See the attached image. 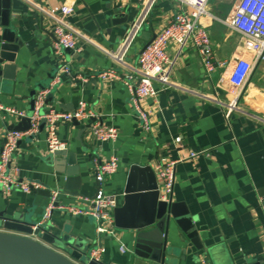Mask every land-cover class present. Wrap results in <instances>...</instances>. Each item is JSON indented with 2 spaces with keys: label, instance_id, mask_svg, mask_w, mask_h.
I'll use <instances>...</instances> for the list:
<instances>
[{
  "label": "crops",
  "instance_id": "obj_1",
  "mask_svg": "<svg viewBox=\"0 0 264 264\" xmlns=\"http://www.w3.org/2000/svg\"><path fill=\"white\" fill-rule=\"evenodd\" d=\"M209 2V16L201 22L212 40L215 58L226 67L210 79L193 47L180 50L171 46L167 51L169 88L161 90L155 100L140 104L139 111L148 117L144 127L128 88L132 82L124 77L137 70L139 52L170 23L173 0H6L9 26L24 45L15 57L14 79L3 81L0 88V105L26 114L31 93L36 96L38 85L59 64L51 84L58 89L45 107L63 112L60 106H64L73 111L84 102L87 112L116 131L115 141L100 144L88 136L89 125L84 122L58 127L56 135L65 144L64 150L86 165L83 183L70 185L64 207L83 208L79 199L95 195V162L118 160L117 173L103 187L118 197L120 208L130 166L149 167L155 173L160 164L205 151L194 162L176 165L172 203L188 211L203 245V250L196 251L180 229L172 227L168 245L178 252L176 264L200 260L207 264H264V197L259 195L264 190V59L239 92L234 68L254 57L244 39L224 23L232 11L231 0ZM64 7L69 8L64 22L77 35L80 52L64 50L57 56L49 14L60 17ZM63 65L70 72L57 83L54 80ZM107 69H115L128 86L124 81L108 83L96 77ZM20 123L0 118V153L3 135ZM44 129L33 140L27 137L19 143L12 166L19 169L21 179L63 193L66 176L56 164L62 159L50 156ZM75 192L79 196H73ZM47 203L33 192L26 195L13 190L5 196L0 189V215L6 217L29 211L43 218ZM51 219L57 227L102 248L103 264H146L133 257L134 233L129 230L114 227V234L100 236L92 218L69 210L55 211ZM0 233L11 234L1 226ZM194 256L197 260L193 261ZM0 264L33 263L0 255Z\"/></svg>",
  "mask_w": 264,
  "mask_h": 264
},
{
  "label": "built area",
  "instance_id": "obj_2",
  "mask_svg": "<svg viewBox=\"0 0 264 264\" xmlns=\"http://www.w3.org/2000/svg\"><path fill=\"white\" fill-rule=\"evenodd\" d=\"M172 1V0H171ZM210 0H173L175 9L173 10L170 23L160 32L155 34L152 42L143 47L139 52L137 60V70L130 76L124 77L129 82L128 86L125 79H122L115 69H107L99 72L97 78L103 82L115 83L124 81L134 97V110L139 114L144 127L148 123V117L139 111L142 102L153 99L164 89L169 88L167 76L171 67L167 57L168 49L177 45L180 50L193 47L201 58L202 66L206 77L211 76L218 70L226 67V64L217 61L214 54L212 40L209 38L208 31L202 25V18L209 16L207 9ZM69 12L68 7L62 9L60 17L52 16L49 18L54 22L51 27L53 37V50L55 55L60 56L62 51L79 53V40L77 35L64 22V17ZM224 23L231 28L242 39H244L248 51L254 57L252 62L240 61L234 68V81L238 85V91L241 92L248 83L250 75L258 62L264 59V0H235L228 20ZM135 27V25H134ZM68 66L63 65L58 71L54 81L60 82L62 75L69 74ZM137 87L135 88L136 84ZM156 85L161 86L158 90ZM135 91L133 92V89ZM48 90L37 93L34 97V111L30 118V128L22 133L8 131L3 135V145L0 153V189L5 196H9L13 190L23 194H30L33 190L40 187L32 182L21 179V174L16 166H12L14 154L17 151L19 143L29 136H35L39 132L40 125L45 123L47 151L53 154L55 151H62L65 144H62L56 135L57 129L63 124L73 122L88 124V136L97 143L115 141L118 137L116 131L85 109L84 102H81L71 111H58L53 108H46L45 101ZM236 108L234 107L233 110ZM25 114L18 112L10 107L0 105V118L22 120ZM205 151L190 153L185 158L176 162H167L154 168L157 179V190L159 198L165 203L172 202L173 185L175 181L176 165L181 162H194L199 157L205 156ZM118 160L115 157L109 158L102 163L94 164V181L97 185L96 193L93 197H84L79 199V204L83 206L59 205L56 209L53 206L59 196L58 191H51L52 197L46 206L45 221L51 216L54 210L66 212L71 211L73 215L88 216L93 219L97 233L112 235L114 228V212L118 207V197L109 193L103 187V183L110 176L117 173ZM121 251H125L122 248ZM102 248L93 249L89 258L100 262ZM200 264H207L204 260Z\"/></svg>",
  "mask_w": 264,
  "mask_h": 264
},
{
  "label": "water",
  "instance_id": "obj_3",
  "mask_svg": "<svg viewBox=\"0 0 264 264\" xmlns=\"http://www.w3.org/2000/svg\"><path fill=\"white\" fill-rule=\"evenodd\" d=\"M7 9L6 0H0V88L3 81L14 79L15 57L24 45L18 40L16 31L9 26V19L4 13ZM154 36L145 46L152 42ZM58 69L59 64L49 74L46 82L38 85V93L49 89L45 104L53 101V94L58 89V85L51 87ZM34 96L35 92H32L25 118L20 124L12 126L10 131L24 133L30 128L29 117L34 111ZM60 108L71 112L69 107L60 106ZM44 127L45 123H42L39 132ZM34 138V136L28 137L30 140ZM50 156L62 159L56 164L59 172L66 176L63 193L59 192L53 205L56 209L59 205H63L65 196L71 194L70 185L75 184L80 187L83 183V171L86 165L85 162L78 161L76 154L67 153L66 150L55 151ZM89 162L88 160L87 163ZM128 172L123 189V204L114 212V227L134 233L131 244L133 257L143 260L146 264H176L178 252L168 245L172 227L179 228L196 251L203 250L198 232L193 226L194 220L189 216L188 211L178 203H165L160 200L155 173L149 167L136 165L130 166ZM32 192L48 202L52 197L51 190L47 188L32 189ZM259 195L264 197V190L260 191ZM73 196H79L78 192L73 193ZM55 211L58 210H54L52 214ZM45 215L46 211L43 218L29 211L26 214L15 212L10 217L0 215V226L4 231L11 233L10 235L0 233V255L13 256L33 264H103L89 258L90 252L96 248L92 246V242L76 237L68 229L57 227L52 222L51 216L45 221ZM195 259L197 260L195 256L192 257L193 261Z\"/></svg>",
  "mask_w": 264,
  "mask_h": 264
},
{
  "label": "rangeland",
  "instance_id": "obj_4",
  "mask_svg": "<svg viewBox=\"0 0 264 264\" xmlns=\"http://www.w3.org/2000/svg\"><path fill=\"white\" fill-rule=\"evenodd\" d=\"M234 1H235V0H231V2H232V6H233V4H234Z\"/></svg>",
  "mask_w": 264,
  "mask_h": 264
}]
</instances>
